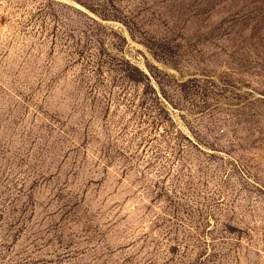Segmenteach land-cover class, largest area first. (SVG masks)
<instances>
[{
  "label": "rangeland",
  "instance_id": "1",
  "mask_svg": "<svg viewBox=\"0 0 264 264\" xmlns=\"http://www.w3.org/2000/svg\"><path fill=\"white\" fill-rule=\"evenodd\" d=\"M0 264H264V0H0Z\"/></svg>",
  "mask_w": 264,
  "mask_h": 264
}]
</instances>
